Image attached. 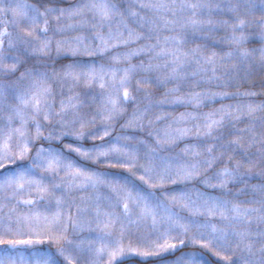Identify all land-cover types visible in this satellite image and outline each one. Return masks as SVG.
Returning a JSON list of instances; mask_svg holds the SVG:
<instances>
[{
    "label": "snow or ice",
    "instance_id": "1",
    "mask_svg": "<svg viewBox=\"0 0 264 264\" xmlns=\"http://www.w3.org/2000/svg\"><path fill=\"white\" fill-rule=\"evenodd\" d=\"M0 264H264V0H0Z\"/></svg>",
    "mask_w": 264,
    "mask_h": 264
},
{
    "label": "trees",
    "instance_id": "2",
    "mask_svg": "<svg viewBox=\"0 0 264 264\" xmlns=\"http://www.w3.org/2000/svg\"><path fill=\"white\" fill-rule=\"evenodd\" d=\"M260 45H259V42L257 41V42H255V43H250L249 44V47H259ZM134 63L135 62H137V61H133ZM228 103H231L232 101H227ZM220 105H219V103H217L216 105H215V107H219ZM192 109L191 108H185V107H178L176 110H175V112L173 113V115L174 116H179L180 115V113L181 112H185V111H191ZM211 109L210 108H205V109H203V111H210ZM131 112H132V109L131 108H129V110H128V115L130 116L131 115ZM160 127H161V129L163 130V128L165 127V125L164 124H161L160 125ZM119 132H120V128H119V126H117V128H116V134H119ZM163 134V133H162ZM48 247H49V245L48 244H37V245H33L32 246V248H35V249H41V250H47L48 249ZM32 248H29V251H31L32 250Z\"/></svg>",
    "mask_w": 264,
    "mask_h": 264
}]
</instances>
